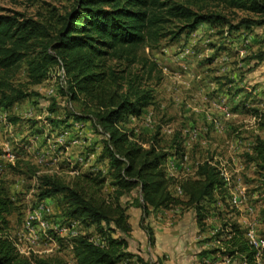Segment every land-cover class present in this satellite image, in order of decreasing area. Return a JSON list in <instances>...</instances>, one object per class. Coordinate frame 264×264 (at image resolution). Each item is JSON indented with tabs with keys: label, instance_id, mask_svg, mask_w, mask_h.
I'll return each instance as SVG.
<instances>
[{
	"label": "trees",
	"instance_id": "1",
	"mask_svg": "<svg viewBox=\"0 0 264 264\" xmlns=\"http://www.w3.org/2000/svg\"><path fill=\"white\" fill-rule=\"evenodd\" d=\"M67 1L72 4L71 9L57 16L54 28L21 15L15 18L0 14V110L8 112L29 96L11 83L24 63L26 86L30 87L43 84L57 60L63 63L68 103L82 106V114H73L71 118L88 122L101 137L94 162L97 169L105 165L106 170L80 173L70 183L43 175L38 180L37 198L43 202L60 196L61 213L57 219L53 218L55 223L77 221L94 227L102 239L96 243L88 235L71 238L74 264H120L134 258L144 264L127 251L132 227L127 208L120 203L122 197L139 191L140 198L134 201L141 210L139 227L153 246V231L145 223L150 213L182 207L192 210L202 227L208 208L223 206L228 190L212 159L199 163L193 176H167L166 160H178L186 153L183 144L188 137L183 130L179 135L167 134V128L160 126L152 135H144L129 129L131 120L144 121L145 112L153 110L156 102L153 89L144 85L156 66H149L138 52L158 49L165 39L173 43L183 34L194 33L202 24L216 29L218 36L264 30V1L195 0L222 7L224 12L246 13L235 25L230 24L223 12L197 13L190 6L172 0ZM171 23L174 30L168 31ZM261 43L264 46V39ZM248 60L255 62L254 66L261 64L264 51H257ZM250 112L256 131H264V114L255 109ZM10 121L15 123L16 119ZM167 137L169 142L164 146L163 139ZM245 156L249 164L264 173V138L255 137ZM106 185L112 190L108 195L104 194ZM16 209L7 185L0 181V264H70L64 257H47L33 251L24 255L16 249L5 234L8 218ZM229 228L230 237L224 241V252L229 258L240 257L244 264H257L258 259L264 262V249L259 251L250 246L239 225L230 224Z\"/></svg>",
	"mask_w": 264,
	"mask_h": 264
},
{
	"label": "rangeland",
	"instance_id": "2",
	"mask_svg": "<svg viewBox=\"0 0 264 264\" xmlns=\"http://www.w3.org/2000/svg\"><path fill=\"white\" fill-rule=\"evenodd\" d=\"M172 1L190 6L197 13L223 12L233 25L246 16V13L240 11L224 12L222 7L200 4L195 0ZM71 6L67 0H0V14L15 18H20L21 15L26 19L48 23L54 28L57 16L69 11ZM174 25L178 23L175 22ZM172 27V23L169 24L168 31H173ZM263 39L262 28L218 36L216 29L202 24L194 33L183 34L173 43L165 39L158 49L145 48L138 52L141 59L148 61L149 66H156V70L151 73V79L144 84L153 89L156 102L152 110L151 127L148 125V131L142 134L152 135L160 126L178 135L184 128L197 130L200 135L193 139L194 145L188 151L192 164L187 166V170L203 160L212 159L217 166L225 169L230 180L226 202L223 206L208 208L206 223L203 222L202 227L197 224L192 210L182 207L169 209L171 215L166 218V222L176 225L175 220L179 223L185 219L188 224L195 222L200 233H206L194 241L195 245L201 246V252L194 254L196 246L188 251L193 257L215 255V262L225 257V232L230 224L239 225L242 231L252 225L258 242L260 245L264 244V173L249 164L245 156L249 153L255 137L264 138V131H256V122L250 112L255 109L264 114V61L254 66L255 62L248 60L257 51H264L261 43ZM52 70L50 74H55L54 68ZM51 77L49 75L48 79ZM27 81V67L24 63L11 83L14 88L25 91L29 96L15 104L6 112V116L0 110V181L7 185L17 208L8 218L9 225L5 234L13 239L24 233L23 223L29 212L40 210L37 188L41 176L50 175L70 183L80 173L106 170L105 165L96 168V155L88 164L78 161L83 155L89 159L87 154L100 151L101 139L88 122L71 118L73 114H82L81 104L72 102V110L68 109L69 97L66 88L59 90L55 96H48L47 90L53 86L50 80L35 87L26 86ZM200 106H206V109L201 111ZM209 117L220 124L222 128L219 131L211 127V122H207ZM10 118L16 119V122H11ZM136 128L143 131L140 125ZM206 128L209 130L204 134ZM64 131L68 132V136L65 146L60 147L57 138ZM168 138L170 137L163 139L162 145L167 146ZM75 141L77 143L74 144ZM24 146L33 148L28 153ZM8 154L15 155L14 164L8 162ZM11 167L15 169L12 170ZM111 191L106 185L104 194L108 195ZM232 196L241 201L238 207L231 206ZM139 198V191L134 190L122 197L120 203L127 210L139 211L134 205V201ZM43 202L46 205L42 209L44 218L57 219L61 213V197L56 196ZM130 218L133 220L134 213L129 216V220ZM148 218L145 223L149 226L151 220L154 223L157 219L155 215ZM55 222L56 220L52 221L54 226L57 225ZM161 222L163 221L160 224ZM217 227V232L211 236L210 231ZM47 233L49 234L44 237L37 230L38 242H25L24 252L21 253L28 255L33 251L47 257H64L70 264H74L70 254V239L57 236L58 240L53 232L47 230ZM78 235H88L96 243L102 240L94 227H86L80 223ZM188 241L193 243L191 239ZM127 243L133 245L132 235ZM148 246L149 244L144 248L145 256L141 252L140 256L135 253L133 255L139 257L144 264H163L165 259L150 256V252H147ZM142 256L146 257L147 262ZM120 264L141 263L134 258L133 261L124 260ZM184 264L194 262L186 261Z\"/></svg>",
	"mask_w": 264,
	"mask_h": 264
},
{
	"label": "crops",
	"instance_id": "3",
	"mask_svg": "<svg viewBox=\"0 0 264 264\" xmlns=\"http://www.w3.org/2000/svg\"><path fill=\"white\" fill-rule=\"evenodd\" d=\"M162 107H163V105H162ZM200 107L202 108L201 111L206 109V106H203V107L200 106ZM145 113L146 114L144 116V121L140 120V121L136 122L134 120H131V122L129 123L128 126L131 128H134L136 132L144 133V132L148 131L147 127H149V126L151 127V124H152V109H148ZM3 115L6 116V112L3 111ZM207 119H208V116H207ZM212 121H215V119L212 120V118L209 117V120L207 122L208 123L211 122V124H212ZM137 125H140V128L143 131L137 129L136 128ZM145 127H146V129H145ZM211 127L214 128L213 126H211ZM188 129L189 128H184L183 133ZM166 130H168V128ZM208 130L209 129L206 128L205 132H203V133L207 134ZM172 133H174V131L171 130V134ZM146 135H150V133H147ZM192 142H193V140H191V138L188 137L187 140L185 141V143L189 144V146H185L184 145L185 143L183 144V147L186 150V153H185V155L187 157L186 161H184V162L173 161V164L175 165V171L174 172H175V175L177 176V178H185V177L193 176L195 173V170H196V167L198 164L194 168L187 170V166L192 164V161H189L191 159L189 158V154H188V151L194 145V144L192 145ZM32 148L29 147L27 152L29 153V151ZM97 150H99V149H97ZM96 154H97V151L89 154V159L84 158L85 156L83 155V156L78 158V161L80 162V159H83L84 162H86L88 164L90 162V160ZM171 159H174V158H169L168 160H171ZM87 166L88 165H86V167ZM162 211H166V210H158V211L150 213V215H155L157 218L154 220V223L152 222V220L151 221L149 220L151 223L150 227H151V229L153 231V235H154V244L152 247L149 245L148 249H147V252H150V256L165 259V262H163V264H184V262H186V261L194 262V264H244L240 257H236V258L232 259V258H229L227 255H225V257H222L221 260H217V262H215V259H216L215 255H208V254L202 255L203 258L198 257V256L193 257L191 252L189 253L188 251H192L191 249L195 248V246H196L197 250L194 254H199L201 252L199 249L201 246L198 244L195 245L194 241L197 239L199 240V238H201V236H203V234L206 235V233L205 232L200 233V230H198L196 228L195 222L188 224V223H186L185 219H183L179 223H177V221L175 220L174 223H176V225H173L172 222H169V221L166 222V218H168V216L171 215V211L167 210L164 213H162ZM133 213H134V218H133V220H132V218H130L129 223L132 227V240L134 243L132 246L128 243L127 251L132 253V254L135 253V254L140 256L142 254L143 255L145 254L144 248L146 247L148 242H147L146 234L143 231H141V229L139 227L141 210L140 209H139V211H138V209L137 210H134V209L127 210V214L129 216H131ZM158 220H159V222H158ZM160 221H163V222H161L162 224H160ZM134 222H135V225H134ZM183 222L185 225H183ZM204 223H206L205 220H204ZM217 230H218V227L213 229L212 231H210V235L211 236L214 235L217 232ZM243 231L246 232L247 228H245ZM188 239H191V241L193 240L192 241L193 243H190V241H188ZM216 243H218V242H216ZM145 258L146 257H143V260ZM133 260L134 259H132L131 261H133ZM144 261L147 262L146 259Z\"/></svg>",
	"mask_w": 264,
	"mask_h": 264
},
{
	"label": "built area",
	"instance_id": "4",
	"mask_svg": "<svg viewBox=\"0 0 264 264\" xmlns=\"http://www.w3.org/2000/svg\"><path fill=\"white\" fill-rule=\"evenodd\" d=\"M55 70V74H49L52 77L47 79V83L51 81V86L48 90H47V94L48 96H55L58 90L60 89H65L66 87V83H67V77H66V73H65V69L63 66V63L60 60H57V65L54 68ZM53 71V70H52ZM51 71V72H52ZM50 72V73H51ZM50 80V81H49ZM45 81V82H46ZM68 109L72 110V104L68 103ZM254 119V118H253ZM255 121V119H254ZM212 126L214 127L215 130H220V124L216 121H212ZM11 128V126L9 127ZM167 134H171V130H166ZM185 135H187L189 138H191V140L195 139L198 137L199 132L195 129H191L189 128L188 130H186L184 132ZM66 136H68V132L64 131L63 133H61L58 138H57V143H59L60 147L61 146H65V141H66ZM77 143V141L74 142V144ZM185 146H189V144H184ZM25 151H28V147L24 146L23 147ZM65 149H67V147H65ZM8 162H12L11 164H14L13 159H15V155L14 154H8ZM187 157L184 153L182 158H179L178 160L171 159V160H166L165 162V171L167 173L168 177H172V178H177V176L175 175V165L173 164V161L175 162H184L186 161ZM15 161V160H14ZM39 162V159H38ZM80 162H84L83 159H80ZM41 163V162H40ZM212 165H215L220 173V175L224 178L225 183H226V188L228 186H230L229 182V177L227 172L225 171L224 168H221L219 166H217L214 161L212 162ZM176 193L177 195H180L181 192L179 189L176 188ZM230 204L231 206H235L238 207L241 204V201H239V199L235 196L231 197L230 200ZM39 211H32L29 212V215L26 217L24 223H23V230L24 233L20 236H15L14 239L13 237H9V239L13 242L14 246L16 247V249L21 253V251L24 250V245L25 242H30L31 244H35L36 242H38L39 240V236L36 235L37 234V230L40 234H43V236L45 237L46 235H48L49 233H47V230H49L50 232L53 231V234L55 235V237L59 236V237H67L69 239L76 237L78 235V228H79V222L77 221H70L66 224H57V225H53L52 221L53 219H45L44 215L42 214V209H44V207L46 206L44 204V202L39 203ZM230 228L227 227L226 228V238L230 237ZM46 234V235H45ZM255 230L252 227V225H248L247 227V231L245 234L246 240L248 242V244L252 247H254L257 250H263L264 249V244L260 245V243L258 242L256 236H255ZM14 236V235H13ZM41 236V235H40ZM13 239V240H12ZM263 246V247H261ZM71 248V247H70ZM24 252V251H23ZM257 264H264V262H262L260 259L257 260Z\"/></svg>",
	"mask_w": 264,
	"mask_h": 264
}]
</instances>
